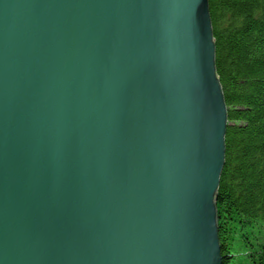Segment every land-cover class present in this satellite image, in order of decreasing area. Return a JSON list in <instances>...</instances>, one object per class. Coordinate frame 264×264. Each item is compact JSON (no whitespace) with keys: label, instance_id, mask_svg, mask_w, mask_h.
I'll return each mask as SVG.
<instances>
[{"label":"water","instance_id":"1","mask_svg":"<svg viewBox=\"0 0 264 264\" xmlns=\"http://www.w3.org/2000/svg\"><path fill=\"white\" fill-rule=\"evenodd\" d=\"M227 125L208 0H0V264H222Z\"/></svg>","mask_w":264,"mask_h":264},{"label":"trees","instance_id":"2","mask_svg":"<svg viewBox=\"0 0 264 264\" xmlns=\"http://www.w3.org/2000/svg\"><path fill=\"white\" fill-rule=\"evenodd\" d=\"M227 107L216 209L222 264H264V0H208Z\"/></svg>","mask_w":264,"mask_h":264}]
</instances>
